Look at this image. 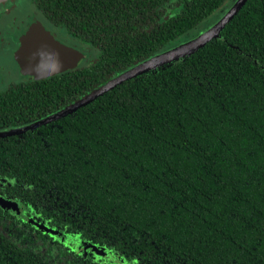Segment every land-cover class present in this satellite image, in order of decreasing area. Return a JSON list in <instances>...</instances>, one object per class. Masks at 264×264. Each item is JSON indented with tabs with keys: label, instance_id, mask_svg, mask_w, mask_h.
Here are the masks:
<instances>
[{
	"label": "trees",
	"instance_id": "obj_1",
	"mask_svg": "<svg viewBox=\"0 0 264 264\" xmlns=\"http://www.w3.org/2000/svg\"><path fill=\"white\" fill-rule=\"evenodd\" d=\"M226 1L28 0L98 53L8 84L0 129L66 106ZM0 198L24 212L0 208V264H264V0L190 54L0 138Z\"/></svg>",
	"mask_w": 264,
	"mask_h": 264
},
{
	"label": "rangeland",
	"instance_id": "obj_2",
	"mask_svg": "<svg viewBox=\"0 0 264 264\" xmlns=\"http://www.w3.org/2000/svg\"><path fill=\"white\" fill-rule=\"evenodd\" d=\"M233 0H228L223 4L220 10H216L209 18L201 22L197 27L174 40L169 46L164 47L161 51L168 50L179 44H182L200 31L208 28L215 20L220 17L222 12L232 3ZM34 25L42 27L45 32L59 42L77 51L84 53V59L79 65L92 63L97 57V50L87 43H83L77 38H74L66 33L62 28L55 27L49 23L41 13L34 8L28 0H8L0 4V91L10 83L24 82L27 80L48 77L57 74L60 71L53 65L46 62H35L17 55V43L19 37H27L28 28ZM18 38V39H17ZM16 53V54H14ZM14 63H13V61ZM0 208L17 216L24 215L22 207L16 203L0 202ZM62 246L80 254L82 260L87 258L86 252L78 251V240L70 238L64 234L57 233L53 238ZM101 254V258L110 257L111 254L101 249H95ZM117 262L123 261L118 255L115 256ZM125 264V261H124Z\"/></svg>",
	"mask_w": 264,
	"mask_h": 264
},
{
	"label": "water",
	"instance_id": "obj_3",
	"mask_svg": "<svg viewBox=\"0 0 264 264\" xmlns=\"http://www.w3.org/2000/svg\"><path fill=\"white\" fill-rule=\"evenodd\" d=\"M6 1L8 0H0V4ZM245 1L246 0H233L214 23L190 40L168 50H160L154 53L150 57L123 70L119 74L98 85L88 93L56 110L55 112L22 126L0 129V138L31 131L41 125L64 117L67 114L74 112L77 108L91 102L96 97L107 92L117 84H120L123 81L133 78L152 68L190 54L191 52L203 46L210 39L216 38L224 25L234 16V14L239 10ZM27 32V37L22 36L18 39L19 45L16 53L19 56L35 62L49 63L59 71L77 66L80 61L84 59L83 52L70 48L58 40L52 38L42 27L34 25L33 27H29ZM4 201L6 200L0 198V202ZM6 202L14 204V202L11 201ZM93 250V252H96L95 249Z\"/></svg>",
	"mask_w": 264,
	"mask_h": 264
},
{
	"label": "flooded vegetation",
	"instance_id": "obj_4",
	"mask_svg": "<svg viewBox=\"0 0 264 264\" xmlns=\"http://www.w3.org/2000/svg\"><path fill=\"white\" fill-rule=\"evenodd\" d=\"M31 4V3H30ZM35 8V7H34ZM18 39V38H17ZM57 40V39H56ZM17 43H19V42H17ZM18 45L19 44H17V49H18ZM14 54H16V53H14ZM13 61V60H12ZM13 63H14V61H13ZM79 65V64H78ZM0 68H1V66H0ZM2 69V68H1Z\"/></svg>",
	"mask_w": 264,
	"mask_h": 264
}]
</instances>
